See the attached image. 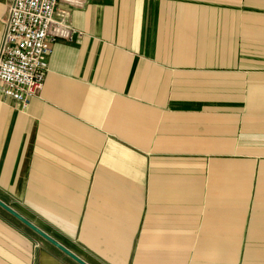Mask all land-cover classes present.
I'll return each instance as SVG.
<instances>
[{"label": "crops", "instance_id": "1", "mask_svg": "<svg viewBox=\"0 0 264 264\" xmlns=\"http://www.w3.org/2000/svg\"><path fill=\"white\" fill-rule=\"evenodd\" d=\"M58 10L42 90L0 92V199L91 264H264V0ZM28 231L0 207V264H78Z\"/></svg>", "mask_w": 264, "mask_h": 264}, {"label": "built area", "instance_id": "2", "mask_svg": "<svg viewBox=\"0 0 264 264\" xmlns=\"http://www.w3.org/2000/svg\"><path fill=\"white\" fill-rule=\"evenodd\" d=\"M61 1L83 6L86 0H12L0 51V92L27 108L43 88L48 58L59 39L73 40L77 30L59 12Z\"/></svg>", "mask_w": 264, "mask_h": 264}, {"label": "water", "instance_id": "3", "mask_svg": "<svg viewBox=\"0 0 264 264\" xmlns=\"http://www.w3.org/2000/svg\"><path fill=\"white\" fill-rule=\"evenodd\" d=\"M0 207L3 208L5 211H7L9 214H11L13 217H15L17 220H19L22 224H24L27 228L31 229L33 232H35L37 235H39L43 240L47 241L48 243L55 246L57 249L62 251L64 254L69 256L71 259L76 261L78 264H91L85 259H83L81 256L73 252L71 249H69L67 246L59 242L57 239H55L53 236H51L49 233H47L45 230L37 226L35 223H33L31 220H29L27 217L22 215L21 213L17 212L14 208L6 204L0 199Z\"/></svg>", "mask_w": 264, "mask_h": 264}, {"label": "rangeland", "instance_id": "4", "mask_svg": "<svg viewBox=\"0 0 264 264\" xmlns=\"http://www.w3.org/2000/svg\"><path fill=\"white\" fill-rule=\"evenodd\" d=\"M6 16H7V14H6ZM6 16H5L4 18H2L3 22H4L5 18H6ZM0 20H1V18H0ZM203 178H206V177H203ZM204 183L206 184L207 181H204ZM28 230H29V231H28ZM27 231H28L30 234L33 235L32 231H31L30 229L27 228ZM90 261H91L93 264H97V263H95V260L90 259ZM96 262H97V261H96Z\"/></svg>", "mask_w": 264, "mask_h": 264}]
</instances>
